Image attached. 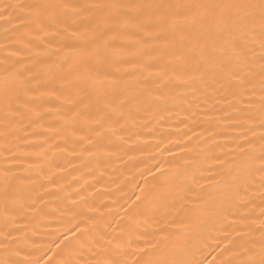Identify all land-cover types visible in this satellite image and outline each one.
<instances>
[{
	"label": "bare ground",
	"instance_id": "bare-ground-1",
	"mask_svg": "<svg viewBox=\"0 0 264 264\" xmlns=\"http://www.w3.org/2000/svg\"><path fill=\"white\" fill-rule=\"evenodd\" d=\"M264 0H0V264H259Z\"/></svg>",
	"mask_w": 264,
	"mask_h": 264
},
{
	"label": "snow or ice",
	"instance_id": "snow-or-ice-1",
	"mask_svg": "<svg viewBox=\"0 0 264 264\" xmlns=\"http://www.w3.org/2000/svg\"><path fill=\"white\" fill-rule=\"evenodd\" d=\"M261 7H262V10H264V3H262ZM262 19H264V15H262ZM259 264H264V258H262V259L259 261Z\"/></svg>",
	"mask_w": 264,
	"mask_h": 264
}]
</instances>
